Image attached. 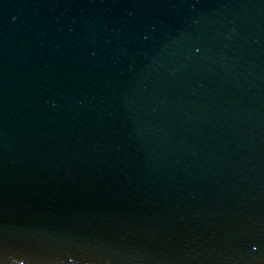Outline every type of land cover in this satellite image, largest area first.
<instances>
[{
    "label": "water",
    "instance_id": "water-1",
    "mask_svg": "<svg viewBox=\"0 0 264 264\" xmlns=\"http://www.w3.org/2000/svg\"><path fill=\"white\" fill-rule=\"evenodd\" d=\"M0 264H264V0H0Z\"/></svg>",
    "mask_w": 264,
    "mask_h": 264
}]
</instances>
